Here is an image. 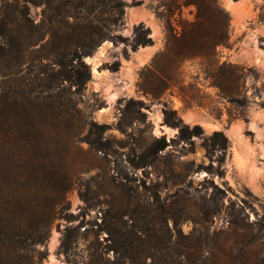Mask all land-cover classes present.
<instances>
[{"label": "rangeland", "instance_id": "obj_1", "mask_svg": "<svg viewBox=\"0 0 264 264\" xmlns=\"http://www.w3.org/2000/svg\"><path fill=\"white\" fill-rule=\"evenodd\" d=\"M123 1L122 24L114 33L130 40L133 27L142 23L152 44L132 49L125 42L102 41L84 57L91 72L84 89L64 95V100L75 98L84 119L108 125L100 133L101 150L70 139L63 127L23 126L35 137L20 138L13 121L3 124L0 227L31 232L47 221L44 244L16 259L20 264L29 258L34 264H264V228L254 224L257 219L264 223V0H216L229 22L227 45L217 49L220 59L258 72L256 80L246 81L253 98L243 116L202 79L198 82L209 96L206 101L216 104L218 113L186 103L174 87L157 95L144 92L142 73L153 62L167 68V40L182 20L195 19V8L187 0ZM27 6L29 17L38 22L43 5ZM36 47L27 49L20 73L0 64V91L3 84L10 92L18 80L29 94L36 78L30 67ZM196 65L195 60H176L172 68L187 83L193 81ZM47 69H52L48 63ZM149 83L160 86L153 78ZM128 99L142 102L145 121L121 116ZM165 109L203 133L179 141L178 128L164 123ZM5 110L13 111L14 105ZM120 118L127 122L123 131L117 127ZM215 130L229 141L221 177L199 167L209 163L204 136ZM39 131L44 137H37ZM96 131L93 127L90 136L97 137ZM160 136L170 143L156 154L153 167H135ZM212 162L216 164L214 158ZM169 217L177 218L175 227ZM32 249L41 250L43 257L37 260ZM7 256L0 250V257Z\"/></svg>", "mask_w": 264, "mask_h": 264}, {"label": "trees", "instance_id": "obj_2", "mask_svg": "<svg viewBox=\"0 0 264 264\" xmlns=\"http://www.w3.org/2000/svg\"><path fill=\"white\" fill-rule=\"evenodd\" d=\"M187 4L195 8V19L182 20L179 31L172 33L166 43L164 52L168 55L167 68L153 64L142 73L141 89L154 95L168 88H177L178 94L186 103L200 107H207L210 111L218 113L220 108L212 101L207 102V94L200 88L199 79L204 80L207 87L215 90L218 97L223 98L238 110V116H243L249 100L253 95L247 93L246 81L248 78L256 80L258 72L252 66L234 63L220 59L219 46H226L228 42V15L221 9L216 0H187ZM27 4L43 5L42 15L38 22L29 17ZM0 7V64L3 69L11 73H20L24 69L27 49L35 48L34 60L30 67H35L36 78L34 87L27 88L28 95L24 93V83L12 81V90L6 92L4 85L0 91V140L4 137V126L7 121L15 124L17 137H35L31 132H24L23 126L44 129L45 126L55 128L63 127L68 137L74 141H86L95 150H101V131L108 128L107 124H98L93 120H86L80 115L78 102L73 97L65 99V93L79 95L86 82L91 77L85 56L93 54L97 46L109 39L114 43L125 42L132 49L152 44L150 30L139 23L132 29V36L122 37L114 33L122 24L125 2L123 0H14L13 3L4 0ZM2 10V12H1ZM213 17V21L206 17ZM176 60L184 62L195 60L196 73L193 81L184 83L174 72L173 64ZM46 63L52 69L46 70ZM29 69V68H28ZM160 83L159 88L151 85L149 79ZM68 86H74L68 90ZM67 88V89H66ZM14 105L13 111L5 110L8 105ZM28 105L27 108L22 107ZM264 107V101L260 103ZM140 100L128 99L121 111V116L146 120V113L142 111ZM164 123L178 128L177 139L187 142L193 135L203 132L198 125L190 127L183 124L174 116L173 110L165 109ZM123 119H119L117 127L123 131ZM88 131L79 136L84 129ZM96 128L97 137H91V130ZM26 133V136L23 135ZM19 134V135H18ZM102 134V133H101ZM43 131L37 137H44ZM155 145L151 152L140 156L135 167L152 166L155 156L167 149L170 141L164 136L155 138ZM172 141V140H171ZM203 146L209 158L207 165H200L209 174L221 177L224 174L222 164L225 160L229 141L221 131L215 130L204 136ZM214 154L216 156L214 157ZM216 164H213L212 159ZM211 185L223 192L218 186ZM3 196L0 193V198ZM171 204H166V208ZM173 227L177 225V218L172 219ZM47 221L41 223L31 232H16L0 227V250L7 252V258L0 257V264H20L17 260L19 253L26 252L31 246L44 244L47 238L44 227ZM257 228H264V223L257 219L254 221ZM42 228V229H39ZM65 244V242H64ZM35 252L37 260L43 257L41 250ZM17 258V259H16ZM21 258V257H20ZM22 259V258H21ZM25 264H34L29 258Z\"/></svg>", "mask_w": 264, "mask_h": 264}, {"label": "bare ground", "instance_id": "obj_3", "mask_svg": "<svg viewBox=\"0 0 264 264\" xmlns=\"http://www.w3.org/2000/svg\"><path fill=\"white\" fill-rule=\"evenodd\" d=\"M242 161V160H241ZM246 161V160H245ZM242 162H240V164H241ZM245 163V162H244ZM246 166H247V164H246ZM243 167V166H242ZM243 170V169H242ZM253 171V170H252ZM253 173H254V171H253Z\"/></svg>", "mask_w": 264, "mask_h": 264}]
</instances>
